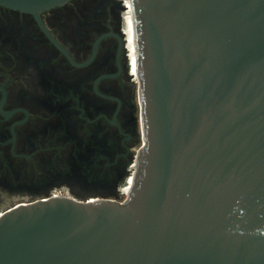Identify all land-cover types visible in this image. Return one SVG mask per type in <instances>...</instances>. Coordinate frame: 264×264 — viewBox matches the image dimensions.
<instances>
[{
  "label": "water",
  "instance_id": "obj_1",
  "mask_svg": "<svg viewBox=\"0 0 264 264\" xmlns=\"http://www.w3.org/2000/svg\"><path fill=\"white\" fill-rule=\"evenodd\" d=\"M70 0H0L35 15ZM144 173L126 204L0 215V264H264V0H132Z\"/></svg>",
  "mask_w": 264,
  "mask_h": 264
},
{
  "label": "flooded vegetation",
  "instance_id": "obj_2",
  "mask_svg": "<svg viewBox=\"0 0 264 264\" xmlns=\"http://www.w3.org/2000/svg\"><path fill=\"white\" fill-rule=\"evenodd\" d=\"M131 14L70 0L42 24L0 5V215L19 197L130 201L148 145Z\"/></svg>",
  "mask_w": 264,
  "mask_h": 264
},
{
  "label": "bare ground",
  "instance_id": "obj_3",
  "mask_svg": "<svg viewBox=\"0 0 264 264\" xmlns=\"http://www.w3.org/2000/svg\"><path fill=\"white\" fill-rule=\"evenodd\" d=\"M130 1V4H131V7H132V14H131V21H132V23H133V28H134V32H136L135 33V35H136V42H135V45H137V26H136V20H135V14H134V9H133V4H132V0H129ZM135 75H136V77H138L139 79H140V76H139V69H138V59H139V53H138V46H137V48L135 49ZM130 182L131 183H133L134 182V177L133 178H131L130 179ZM130 182H129V184H130ZM130 185H132V184H130ZM2 214H3V212H2ZM1 214V215H2Z\"/></svg>",
  "mask_w": 264,
  "mask_h": 264
},
{
  "label": "rangeland",
  "instance_id": "obj_4",
  "mask_svg": "<svg viewBox=\"0 0 264 264\" xmlns=\"http://www.w3.org/2000/svg\"><path fill=\"white\" fill-rule=\"evenodd\" d=\"M45 195H41V196H38V197H34V199L32 198V199H25V198H16L12 203H10L7 207H5L4 209H6V208H9V207H12V206H14V205H16V204H18V203H20V202H28V201H30V200H35V199H38V198H40V197H44ZM3 209V210H4ZM0 210H2V209H0Z\"/></svg>",
  "mask_w": 264,
  "mask_h": 264
},
{
  "label": "built area",
  "instance_id": "obj_5",
  "mask_svg": "<svg viewBox=\"0 0 264 264\" xmlns=\"http://www.w3.org/2000/svg\"><path fill=\"white\" fill-rule=\"evenodd\" d=\"M131 178H133V177H131Z\"/></svg>",
  "mask_w": 264,
  "mask_h": 264
}]
</instances>
